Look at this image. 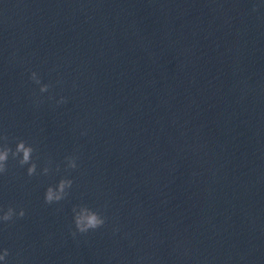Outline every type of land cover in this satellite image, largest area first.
<instances>
[{"label": "clouds", "instance_id": "1", "mask_svg": "<svg viewBox=\"0 0 264 264\" xmlns=\"http://www.w3.org/2000/svg\"><path fill=\"white\" fill-rule=\"evenodd\" d=\"M255 10L256 8L254 7L253 11ZM30 79L34 83L40 85L39 90L41 93L47 92L51 87L50 84H41V80L36 72H31ZM66 102V99L63 97L57 101L58 104ZM0 140L4 141V143L0 144V174H5L8 171V160L11 156L14 160L18 161L21 167L28 165L27 174L29 177L37 175V164L33 161V154L36 149L31 144L24 140H18L13 149L7 143L8 137L6 135L0 136ZM66 160L68 169L74 170L77 168V157H66ZM49 171L50 168L45 166L42 169V174L47 175ZM72 185L73 180L62 178L55 186L47 187L44 195L45 203L50 205L64 200L68 195L67 190L70 189ZM25 215L26 213L23 208H21L19 212L13 207H9L6 211L0 210V224H7L13 221L14 218H23ZM73 220L76 229V231L73 232V236H75L76 233L87 234L90 231H95L102 228L106 223V217L87 204H81L73 208ZM8 255V250L4 249L3 253L0 254V261H6Z\"/></svg>", "mask_w": 264, "mask_h": 264}]
</instances>
